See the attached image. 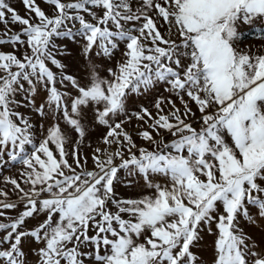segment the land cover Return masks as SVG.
Here are the masks:
<instances>
[{"label":"snow or ice","instance_id":"6c2138e0","mask_svg":"<svg viewBox=\"0 0 264 264\" xmlns=\"http://www.w3.org/2000/svg\"><path fill=\"white\" fill-rule=\"evenodd\" d=\"M0 0V264H264V0Z\"/></svg>","mask_w":264,"mask_h":264},{"label":"rangeland","instance_id":"374dc122","mask_svg":"<svg viewBox=\"0 0 264 264\" xmlns=\"http://www.w3.org/2000/svg\"><path fill=\"white\" fill-rule=\"evenodd\" d=\"M13 6L17 7L18 10L23 14L25 12V9L23 5L19 2V0H12ZM2 27V25H0Z\"/></svg>","mask_w":264,"mask_h":264}]
</instances>
